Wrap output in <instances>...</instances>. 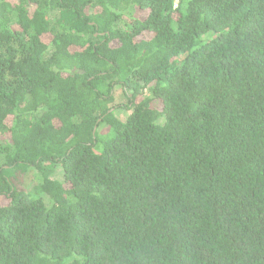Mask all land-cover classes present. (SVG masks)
I'll return each mask as SVG.
<instances>
[{
  "label": "trees",
  "instance_id": "trees-1",
  "mask_svg": "<svg viewBox=\"0 0 264 264\" xmlns=\"http://www.w3.org/2000/svg\"><path fill=\"white\" fill-rule=\"evenodd\" d=\"M0 264H264V0H0Z\"/></svg>",
  "mask_w": 264,
  "mask_h": 264
},
{
  "label": "rangeland",
  "instance_id": "rangeland-1",
  "mask_svg": "<svg viewBox=\"0 0 264 264\" xmlns=\"http://www.w3.org/2000/svg\"><path fill=\"white\" fill-rule=\"evenodd\" d=\"M122 100H123V98H122V95H121V90L118 89L117 92H116V103H115V105L118 106L121 103ZM58 174H59V172H58ZM30 181L31 180L29 179L28 182H30Z\"/></svg>",
  "mask_w": 264,
  "mask_h": 264
}]
</instances>
